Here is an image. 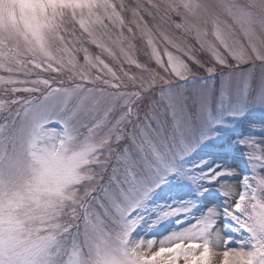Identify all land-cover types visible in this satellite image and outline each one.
<instances>
[{
  "label": "snow or ice",
  "instance_id": "snow-or-ice-1",
  "mask_svg": "<svg viewBox=\"0 0 264 264\" xmlns=\"http://www.w3.org/2000/svg\"><path fill=\"white\" fill-rule=\"evenodd\" d=\"M0 95V264H264V0H0Z\"/></svg>",
  "mask_w": 264,
  "mask_h": 264
},
{
  "label": "rangeland",
  "instance_id": "rangeland-1",
  "mask_svg": "<svg viewBox=\"0 0 264 264\" xmlns=\"http://www.w3.org/2000/svg\"><path fill=\"white\" fill-rule=\"evenodd\" d=\"M125 2H129L130 3L131 0H125ZM169 31H174V29H169ZM236 32H237V38L241 41V43H245L246 44V39L244 38L243 34L241 32H239L238 28L236 29ZM206 39L208 41L216 43L215 42V38L213 36H211V35H209ZM190 43H192V45L194 46V48L196 50L195 54H196L197 58L200 59L202 62H204L206 64V66H208L209 64H214L215 63V60L212 58L211 53L206 48L205 49H200V46L195 43L194 39L190 40ZM92 50L95 51V49H92ZM220 51L223 53V49L222 48H220ZM130 54L136 59V61L138 63L144 65V63H146L145 61H147V65L151 69L155 70L156 72H159L161 75H165L163 73V70L160 69L155 64V61L151 59V49L148 48L143 41H137L136 42V48L131 50ZM223 54L226 55V53H223ZM105 59H106V62H108L111 66L114 67V69L117 68V65L115 64V62H113L110 58L105 57ZM229 60H230V62L234 63V61H231L230 57H229ZM81 63H83L82 54H81ZM257 63H259V62H257ZM189 64H190V67H192L193 71L196 72L198 77H205L207 75L203 68H199L198 66H196L195 64H192L191 62H189ZM243 67L244 68H248L249 66L248 65H244ZM124 68H125L126 71L129 72L130 75H136V76H140L141 75V70L136 68V66L134 64L133 65L124 64ZM92 71H93V73H95L94 69ZM256 71L258 72L259 68H257ZM39 75H40L41 78H50V79H54L56 81H59L60 79H63L65 81V86H67V85L72 83L68 79V76H67L66 72L65 73H60V74L48 72V73H39ZM21 78H23V77H21ZM77 82H79V81H77ZM88 86L90 87L91 85H88ZM28 95L29 94H27V93H16V94H14V97H25V96H28ZM0 98H6V97H3L2 95H0ZM14 111H15V109H14ZM3 115L4 114L0 113V123H3V120H2V116ZM261 118H262V116H261V113L259 111H254L252 113L251 117H250V119H253V120H256V121H259ZM257 138H259V137H257ZM205 151L213 153L215 155V157H217V158L220 157L227 165H239L241 170L246 171L245 165H244L243 161L240 158L239 150H237V151L223 150L222 151L218 147H209V148L205 149ZM261 174L264 175V173H261ZM232 182L234 183V186L236 187L237 191L242 190V187H241L239 181H232ZM220 223H222L221 224V232H220V234H221L220 243L224 244V241L227 239V234L225 233V230L222 227V225H223L222 218L218 222L217 227L220 226ZM159 238H162V237H159ZM228 247H236V245L235 244H230V245H228ZM212 264H214V263L212 262ZM217 264H222V260L219 263H217Z\"/></svg>",
  "mask_w": 264,
  "mask_h": 264
},
{
  "label": "bare ground",
  "instance_id": "bare-ground-1",
  "mask_svg": "<svg viewBox=\"0 0 264 264\" xmlns=\"http://www.w3.org/2000/svg\"><path fill=\"white\" fill-rule=\"evenodd\" d=\"M232 184L234 185L233 182H232ZM221 224H222V223H220V226L218 227L219 230H220V232H221ZM229 248H231V247H229ZM224 250H226V248H225L224 244H221V243H220L219 247L213 249V253H214V255L212 256V262H213L214 264H217V263H219L221 260H223V255H222V253H223ZM219 258H220V259H219Z\"/></svg>",
  "mask_w": 264,
  "mask_h": 264
}]
</instances>
